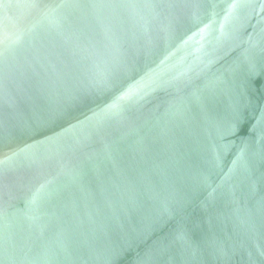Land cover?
<instances>
[{
  "label": "water",
  "instance_id": "1",
  "mask_svg": "<svg viewBox=\"0 0 264 264\" xmlns=\"http://www.w3.org/2000/svg\"><path fill=\"white\" fill-rule=\"evenodd\" d=\"M0 264H264V0H0Z\"/></svg>",
  "mask_w": 264,
  "mask_h": 264
}]
</instances>
